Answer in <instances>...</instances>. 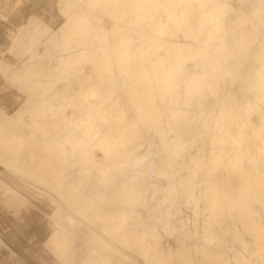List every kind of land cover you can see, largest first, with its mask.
Segmentation results:
<instances>
[{
    "label": "rangeland",
    "instance_id": "1",
    "mask_svg": "<svg viewBox=\"0 0 264 264\" xmlns=\"http://www.w3.org/2000/svg\"><path fill=\"white\" fill-rule=\"evenodd\" d=\"M106 1H108V4ZM119 1L123 2L122 0H117V1L116 0H101V2H99L98 0H27L28 4L31 3L35 7L34 8L35 13H34L32 19H30V21H29L30 26H29V24L26 25V27L23 28L22 31H21V29L19 31H16V30L11 31L12 32L11 35L21 36V37H22V35H23V37L25 35V37H26L25 40L27 41V43L28 42L31 43L32 40L34 43H31V44L28 43L26 45V47L28 49L25 48L26 50L23 49L19 53L20 55H24V58L19 62V64L21 66H27L28 69L26 70V73L21 75V76H18V77L13 76L11 78V80L8 79L4 82H7V83L13 82L14 79H18L20 77L22 82L23 81L26 82L25 84L29 85L31 90H32L31 91L30 88L27 86L28 88H27L26 93H24L25 96L23 98H27L28 100H31L32 104H34V105L37 104L36 102H39V100L41 101L42 99H45L46 107L53 109V110H55L57 108H62L66 112L65 113L66 117H60V118H56V119L52 120V121H55L56 122L55 124H57L59 127V133L55 134V139L56 140L59 139L58 138L59 134L62 136L68 134L67 136H70L71 138H73V141H75L73 144L67 145L63 149L55 148V144L51 143L52 147H49V149L52 148L51 150L56 151L57 154L45 156V158L47 159V162L49 160H51V162H52L51 165H53V166L56 165L59 170L61 169V167H63L62 165H64V167L68 171L69 174H68V176L66 175V178H63L64 179L63 181L66 182L69 179L66 183H67V186L68 185H70V186H68L67 188H66V186L64 188H62L61 192H66L67 196L68 197L70 196V198H71V199L70 198L67 199L68 212H74V213L78 212V214L80 215V213H81L80 216L83 217L82 222H83L84 226L82 229H80L78 226H74V223H75L74 221L71 222V221L67 220V222L70 223L69 225H71L72 228H74L73 233H75L74 235H76V237H77V240H76L75 237L73 236L75 241L72 240L74 242L71 241L69 243H71V245L73 243H75V246L79 245L80 240H82L88 244L94 243V241H92V240H94V235L91 237L92 238L91 239L89 237V234L86 233V230H85L87 228L89 230H91L90 229L91 225L94 229L98 230V234L100 235L99 238L101 240L103 238L105 240V242H107L106 244L103 243L104 245H102V246L97 245L98 246V253L97 254L99 255L98 257H96L97 256L96 253L95 252L92 253L90 251V249H83L82 251L78 249V251L76 250L73 252H69V251L62 250V248L68 249V247H65V246L61 247V248H59V250L61 249L60 252L62 254H60V252H59L58 255L63 260L62 263L63 264H77V263L78 264L79 263L80 264H92V263H94L93 261L95 260V264H97V263H99V264H104V263L105 264H108V263L109 264H121V262L124 264H186V263H188V264H224L223 262H225L226 264L228 262H229V264H234V263L236 264V262L233 260V256L239 252L240 254H243V256H246L248 258L247 264H251L252 262H253L252 264H254V263L255 264H263V262H264V253H263L264 252V246L261 250V247H262L261 245H264V242L262 241V240H264V238H263L264 234H263V232H260L259 228L262 227L264 230V227H263V225H264V222H263L264 221V205H263L264 199H257L258 202H256V199L254 197H252L253 200H255L254 202H256V203L253 202L252 198L246 199L247 203L245 202V205L248 207H245L244 201H241L239 199L238 200L233 199V195L235 193H237V194L240 193V190H238V187H239L238 185H240L241 181H240L239 170H237L236 168L234 169L231 166V164H229L228 159H229L230 151L223 152L222 153L223 155L219 156L222 159L224 157V160L226 159L225 163H222L217 168L214 167L215 169H213L212 167H208L210 164L209 160L212 161L213 158L218 156L217 152L215 150H212L210 141H208L209 138H203L204 141L202 142L201 140H194L192 138V134L190 132H187V133L185 132L184 134L183 133L180 134L178 131L173 130L175 123L169 115L168 116L165 115L163 117L164 112L161 111L162 110L161 106H159V108H157V111L159 112V114L161 113V115H162V121L159 123V131L155 132L152 130V128H148L149 125L143 123L144 127H146V126L147 127L144 128L145 132H143L139 138H136L133 141H130V143L127 140L126 142H128V143H124V144L120 145L118 148L116 147L115 150L113 148H110V146L103 149L100 146V144L98 143L99 142L98 136L100 135V133H103L104 130L106 131V127H108L109 130H111V128L114 129L115 125L118 123L120 124L122 121H123L121 123L122 125L129 123L130 117L133 115V112H134V110L131 109L132 107H130L133 104V100H131V99L134 96L137 95L136 97L138 99L137 107L135 108L137 110L139 108L138 106L145 105V107H146V105L149 106L150 104L151 105L155 104V99H152V97H151V98H148L146 100L145 96L143 95V94H145L144 92L140 91L139 93L138 92L135 93L134 91L131 90V88L132 87L134 88V86H136L137 89H140V88L146 87V86L148 87L149 85L145 84V80L146 81L149 79L151 80L152 78H153L152 80H154V79H156V76L157 77L160 76L159 73H158L159 75H157V74L154 75V73H155L154 68L145 69L144 67H141L143 62L144 63L145 62H151L152 63V60L150 59V57L146 56L147 52H148V45H150L149 42H146L142 46V49H140L139 53H137V55L135 54L136 56H132L129 53V51H127L126 46L123 47L122 49H118V50L116 49L118 47L119 41L121 39V37H119V36H121V35L127 36V38L130 41L133 40L132 42H134L135 40H138L137 31H139L141 28L139 29L138 26H136L135 24L128 23V21L125 20L123 23L120 22L121 23V27H120L121 32H119L118 34L116 33L113 36L114 38L111 40H109V38H107L108 37V35H107L108 30L114 31L111 21L115 20V19L113 17L110 18V15H108L106 13H107V11L109 12L110 8L115 7L118 3H121ZM143 1L147 5L146 9H147L148 13L150 14V16L152 17L155 15L154 18L157 19V22L162 21L161 23L163 25H166V23L168 22V19H169L168 18V16H169L168 12H165L164 9L161 8L160 5H157L158 6L157 7L156 4H154L153 0H143ZM250 1L255 2L256 0H250ZM81 2H83V3H81ZM228 2L233 6V8H236V9L241 8L242 10H244L246 12L249 11L250 7L252 6V3H250V4L245 3L246 6H244L239 2V0H229ZM21 4H22V0H0V13H2L1 11H3V9H10V10L16 9ZM74 4L76 6L77 5L78 6L76 7ZM102 4H103V6H102ZM77 8H79V9H77ZM100 10H101V12H100ZM115 13H116V11H115ZM79 15H80V17H79ZM67 16H68V18H67ZM127 18L130 19L129 16ZM37 20H38V22H34ZM92 21H94V22H92ZM96 21H97V23H95ZM187 21L189 23H191V16H189ZM34 23H36V24H34ZM169 23H171V27L175 30L176 26H174L173 24H175L177 22H172L169 20ZM43 26L44 27L47 26V27L44 28ZM59 27H60V29H59ZM90 27H91V29H90ZM100 27L101 28L103 27V28L101 29ZM105 28L107 30H104ZM25 30H27V31H25ZM41 30H42V32H41ZM48 30H49V32H47ZM56 30H57V32H56ZM100 30H102V31H100ZM33 31H34V33H33ZM35 31H36V35H35ZM60 31H61V33H60ZM104 31H105V33H104ZM37 32H39V33L37 34ZM94 32H95V34H94ZM41 33H43L45 36ZM120 33H122V34H120ZM146 33L148 35L149 34L152 35L153 38L158 36L157 34L154 33V31L152 29H149V31H147ZM166 33L160 35V37L163 40H166L169 42L175 41V42H181V43L184 41L183 36H174L173 37L170 35V33H168V32H166ZM26 34L28 36H26ZM32 34H33V37H35V39L31 36ZM77 34H79V35H77ZM29 35L31 36L32 40H31ZM103 35L104 36L106 35V36L104 37ZM128 35H130V36H128ZM99 38H101V39H99ZM104 38L106 39L105 42H103ZM96 39H98V40H96ZM117 39H118V41H117ZM100 40H101V43H100ZM114 40H115V42H112ZM84 41H86V42H84ZM96 41H99V44ZM112 43H114L115 46ZM137 43H138V41H135L133 43V44H135L134 47L132 46L133 50L138 49ZM68 45H70V46H68ZM101 45H103L102 48H101ZM139 45H140V43H139ZM16 46H20V45L16 44ZM143 48H144V50H143ZM114 49H116V50H114ZM63 50H64V52H62ZM25 51H27V52H25ZM76 51L78 54L75 53ZM89 52H91V53H89ZM63 53H65V54H63ZM47 54H49V55H47ZM85 54H87V55H85ZM155 54L156 55H162V51L157 50ZM78 56H81V57H78ZM84 56H86V57H84ZM87 56H88V58H87ZM104 56H106V57H104ZM94 57H95V59H93ZM48 59H50L51 61ZM74 59L76 61L81 60L84 64L82 62H80L78 64L79 66L82 64L80 66V68L78 67V65L75 68H74V66L68 65V64H70V62H74ZM114 59L117 61L118 66H119L117 69L113 66V63L116 62V61H113ZM41 60H43V63ZM46 60H48V61L46 62ZM38 61H41V62L39 63ZM55 61H57V62L55 63ZM85 61L87 64H85ZM186 61H187L186 62L187 65L190 64V62H191V60H188V59ZM16 62H17L16 60L14 62H12L10 67H12V66L14 67V65L16 66ZM95 62L96 63L98 62V63L96 64ZM104 62H105V64H104ZM90 63L92 64V66ZM40 64H42V65H40ZM126 64L130 65L129 69L120 67L122 65L125 66ZM138 64H140L141 66L138 67L137 66ZM83 66H85V67H83ZM90 66L93 67L92 68L93 70L91 69ZM72 68H73V71L75 70L74 71L75 73L72 71ZM140 69H141V71H140ZM143 69H145V70H143ZM81 70L82 71L85 70V72L87 74L85 72H81ZM95 70H97V71H95ZM117 70L119 73L116 72ZM148 70H150V71H148ZM54 71H55V73H54ZM70 71L72 72V74ZM88 71H90V72H88ZM120 71L123 73V75H122V73H120ZM42 73H44V74H42ZM139 73H141L142 75H140ZM29 75L32 78V80L29 77ZM86 75H87V78H86ZM100 75H103V78H106V80H107L106 83H103L104 81H106L105 79H104V81H103V78H101L102 80H100V78H99ZM80 76L82 77V80H81ZM97 76H98V78H97ZM94 77H95V80H94ZM110 77H112V78H110ZM120 77L124 78L123 80H125V81H123ZM27 78L30 79L31 81L28 80ZM58 78H59V80H58ZM113 78H115V79H113ZM119 78L122 80V83H124V84L121 83L122 86L119 83ZM134 78H138L140 80V82L139 83L130 82V81H135ZM75 79H77V80H75ZM82 82H84V83H82ZM67 83H69V84H67ZM107 83H108V85H107ZM98 84H100L99 88H101V89H103V88L106 89V87H107V89H106L107 92L103 89L102 90L103 93L101 91V93H102L101 96L106 95V96L119 97L118 99H116L117 101L116 100L114 101V103L118 104V106H116V107L109 106V108L107 107L105 109V111H107V113H108V117H106L105 120L102 119L104 121H100L101 119L97 113H94V115L91 113L92 115L90 114L88 117H86L88 119H86L84 115H85L86 109L89 108V106H90L88 104H90V101H92V103H94V101L93 100H86V102H85V100H81V98H79L82 96H83V98L89 97L90 93H89V90L87 87L91 88V90H92L91 94L92 95H98V92H99L98 87H97ZM239 84H240V82L238 80H236V81H233L230 85H227L226 88L228 90L229 89L236 90V89H238ZM94 85H96V86H94ZM111 85H113V86H111ZM114 85H116V86H114ZM119 86H121V87H119ZM115 87H117V88L119 87V88L118 89L116 88L117 89L116 90ZM120 88H122V89H120ZM43 89L46 90V92H45L46 94L44 93ZM76 89H77V91H76ZM73 92L74 93L79 92V93L74 94ZM109 92H110V94H108ZM123 92H125V93L123 94ZM64 93H65V95H64ZM80 93L82 94V96L80 95ZM59 94H62V97H59L58 96ZM71 94H74L76 96L70 98V100L67 101V97L70 96ZM126 97L130 98V100H128V98H126ZM97 99L98 98L95 99V103H96ZM100 100H102V99H100ZM149 100L152 102H150ZM97 101L99 102V99ZM129 101H130V103H129ZM131 101H132V104H131ZM110 102L113 103V100ZM110 102H109V104H110ZM125 103H129V104H127L128 106ZM80 107L83 109H81ZM94 107H97V106H94ZM120 107L123 109H120ZM33 108L31 106V109H33ZM31 109L25 108V111L27 110V112H28V110H31ZM84 109H85V111H84ZM206 109H208V108H206ZM82 110H83V112H82ZM138 111H141V110H138ZM110 112L112 115L110 114ZM24 114H26V113H24ZM27 114L30 115L29 112ZM74 114H76V115H74ZM82 114H83V117H82ZM115 114H117V115H115ZM20 115H21V113H20ZM95 115H96V117H95ZM73 116L75 119L73 118ZM68 117H69V119H68ZM78 117H80V119H78ZM124 117H126V118L124 119ZM70 118L71 119L73 118L74 121H73V119H72V121H70ZM76 118H77V120H76ZM97 118H99V119L97 120ZM112 118H113V120H112ZM120 118H122L123 120ZM35 119H37V118H35ZM252 119H253V121L257 122V120L259 118L257 116H253ZM85 120H86V122H85ZM48 121H51V120L49 119ZM77 122H78V124H77ZM103 122L104 123L106 122V123L104 124ZM48 123H50V122H48ZM111 123H112L113 127H112ZM81 124L84 125V127L81 126ZM85 125H87V127L89 129ZM118 126L119 125H116L117 128H118ZM76 128H79V129L76 130ZM84 128L86 129V131H83V130H85ZM90 128H92V129H90ZM164 128H165V130H163ZM171 128L173 131L171 130ZM234 128H236V127H234ZM234 128H232V130H231L233 134H235ZM3 129H5V127ZM63 130H65L69 133L65 134L63 132ZM72 131L73 132L76 131L77 134L74 132V136H73ZM95 131H96V133H95ZM83 132H85L84 134L87 133L86 136L83 134ZM154 132L156 133V135L154 134ZM71 133H72V135H69ZM79 133L81 135H79ZM114 133H116V132H114ZM114 133H112V130H111V134H114ZM90 134H91V136H90ZM92 135H94V136H92ZM43 136L45 138H48L51 135L49 132L44 131ZM87 136H89L91 138L85 139V137L87 138ZM83 137H84V139H83ZM96 138H97V140H96ZM166 138H167V140H166ZM121 142L122 141H120V143ZM180 143H182V146L181 147L178 146L179 149H177L175 146L180 144ZM183 145L185 147H183ZM68 146H70V147L68 148ZM97 146H99V147H97ZM167 146H168V148H167ZM94 147H96L97 150ZM111 147H113L112 144H111ZM201 147L203 148V150H201L202 149ZM184 148H185V150H184ZM74 149H76V150H74ZM67 150L69 152L66 154L65 151H67ZM208 150L210 152H212L213 154H211ZM215 153L217 155H215ZM227 153H228V155H226ZM208 154H211V155H208ZM109 155H110V161H112L111 156L113 155V157L116 158V159H114V161L115 160L120 161L121 165L124 167L123 174L119 175L117 177V179L114 180L113 184H116V185L123 184V182H127L128 179L133 180V181H136L137 179L138 180L141 179L136 183V185H137L136 188L142 189L141 194H140V199H138L139 200L138 203H136L133 206V210L131 212L132 213L131 217L128 220L126 218L127 223L130 222V226L126 223V221L124 219L122 222L123 223L122 226L124 225V223L128 226L124 225L123 228L120 227V225H121L120 220L121 219H116L117 221H115V219H111L112 217L107 216L108 217L107 218L106 216H99V215H97L98 214L97 211L92 212V211H90L89 207L83 208V206H82V204L88 205V203H90L89 201H84V203H83V199H81V196H84V194L90 195V190L94 189V184H95L94 181L95 180H93V179L90 180L92 182L91 187H90V185L87 187L82 186L81 182H83V181H82L81 175L90 174L91 173L90 168L92 170L93 169L97 170V167L95 168V166H94L95 163H98V164L108 163V164H110V161H108L109 159L104 160V158L108 157ZM51 156H52V159H51ZM118 157H119V159H118ZM55 158H57V159H55ZM59 159H61V160H59ZM128 159H129V161H128ZM68 160H69V162H68ZM102 160H104V161H102ZM136 160L137 161L140 160V161L136 162ZM206 161H208L209 164H207ZM159 166L163 167L162 171H160L158 169ZM197 168L199 170L198 173L196 172V171H198ZM208 168H210L211 170H209ZM212 169H213V171H212ZM81 170L82 171L85 170V171L82 172ZM195 173L197 174V178H196ZM199 173H200V175H199ZM219 175H221V176H219ZM185 176L187 178H185ZM206 176H207V178H206ZM189 177L191 180H189ZM176 179H178L179 183L177 182ZM211 180L212 181L216 180V182H214V184L215 183L218 184L219 192H225L226 194H228L231 197L230 201H229V199L226 200V199H221V198L220 199H210V195H212L211 186L213 184V182ZM174 182H175V184H174ZM176 182L178 183V185ZM182 182H184V183H182ZM186 182L188 183V185H186L187 184ZM191 182L195 185H193ZM83 184H84V182H83ZM176 185L178 188L175 187ZM142 186L144 188H142ZM145 188H148V190ZM193 189H195L194 192H193ZM221 189H222V191H221ZM175 190H176V193H175ZM180 190L183 191V193ZM191 190H192V192H191ZM73 192H74V194H73ZM160 192H161V194H160ZM164 192H166V193H164ZM154 193H155V195H154ZM191 193H192V195H190ZM152 194L154 197H152ZM54 195L58 196L57 194H54ZM166 197H167V199H166ZM164 199H166L167 201ZM213 200L217 201L218 206H219V211H220L219 213L216 214V216L212 215L211 211H210V205L213 202ZM260 200H263V202H261ZM162 201L164 202V204ZM172 201L174 202V204ZM177 201L179 202V204ZM189 201H191V202H189ZM236 201H237V203H235ZM248 201H251V202L248 203ZM165 202L168 203V204H166L167 206L165 205ZM182 202H185V203L182 204ZM226 202H228V203H226ZM75 203H76V205H75ZM79 203L81 205L80 207L77 206ZM241 203L243 205H241ZM251 203H252V205H251ZM168 205H170L171 207ZM249 205H250V207H249ZM243 206L249 213H246V210L242 208ZM252 208H253V210L255 209L253 212H252ZM237 210L240 213L242 211V213H244L243 214L244 216H246V217L249 216L248 220L246 217H243L242 214L238 213ZM257 210H258V212H257ZM207 211H209V212H207ZM229 211H230V213H229ZM243 211H245V212H243ZM175 212L177 214H175ZM250 212L256 214V215L254 214L255 218L253 217V214ZM87 213H89V214H87ZM257 213L259 214V216ZM210 215H212L213 218ZM97 216H99L101 219L97 218ZM139 216H141V217H139ZM205 216H207V217H205ZM214 216H215V218H214ZM237 216H240V218ZM257 216L259 218H257ZM91 217H93L95 219H93V218L90 219ZM230 218H232V219H230ZM242 218L246 219V220H243ZM251 218H253L255 222L251 221V220H253ZM180 219H182V220H180ZM235 219L236 220L238 219V220L234 221ZM100 220H101V222H100ZM105 220L109 224L104 223V222H106ZM212 220H213V222H212ZM240 220H242V223ZM86 221L87 222L89 221V222L87 223ZM233 221L235 223H233ZM250 221L253 224L252 226H250L251 225ZM218 222H219V224H217ZM243 222H245V224ZM89 223H92V224H89ZM99 223H100V225H98ZM115 223H116V227H114ZM209 223L212 226L209 225ZM214 223H215V226H214ZM105 224H106V226H105ZM107 225H108V227H107ZM216 225H219V226H216ZM227 225H229V228L227 227ZM144 226H146V227H144ZM128 227L130 229L133 228V231H139V230H146L147 231L146 234H144V241H142V244L135 242L134 240L131 241V238L128 239V237L126 236V230ZM251 227H253V228L251 229ZM121 228L123 229L125 236L122 232H120V231H122ZM180 228H181V230H180ZM249 229H250V231H249ZM255 229H256V231H255ZM80 230H82V232ZM110 231H115L114 235H112L113 233L111 234ZM118 232H119V234H118ZM153 232H154V234H152ZM257 233H259V234L257 235ZM122 234H123V236H122ZM254 234H256V236ZM121 236L125 237V238H122ZM260 237L263 239L261 240ZM89 239H90V241H89ZM197 239H199V240L197 241ZM257 239H258V241H257ZM123 240L125 242L128 240L129 243H128V241L126 243H124ZM259 240L263 244L261 242H259ZM195 241H197V242L195 243ZM255 242L259 245L260 248L258 247V245H256ZM95 243H97V242H95ZM122 244H124V245H122ZM138 244H140V245L138 246ZM245 244H246V246H245ZM248 244H250V248L248 247L249 246ZM83 245H86V244L83 243ZM93 246H94V244H93ZM97 246H95V247L97 248ZM168 246H170V247L168 248ZM202 247L206 248V250L209 251V253L211 255L209 260L205 261L201 257L197 258L194 255L195 250L198 248L201 249ZM245 247H248V249H246ZM253 248H254V250H252ZM256 248H257V251H256ZM247 250H249L250 252H248ZM93 251H94V249H93ZM79 252L80 253L82 252V253L80 254ZM168 252L172 254L171 259H169L171 261L165 263V262H163L164 260H162L161 258H162V256H164V253L168 254ZM243 252H245V253H243ZM253 252H255V253L257 252V254H255ZM63 253L65 256H62ZM78 253L81 256H82V254H85V255L83 257H80L78 255ZM250 253L251 254L253 253V255H251ZM260 253H262L261 256L263 255L262 257L260 256L261 259L259 256H257L258 254L260 255ZM93 254L96 255V256L94 255L96 257V259L93 256ZM119 254H120V256H119ZM185 255H187V257L185 259H183V256H185ZM106 256H108V257H106ZM251 256H252V258H249ZM254 256H256V259ZM86 257H88V258L86 259ZM212 257H215V258H213L214 260L211 259ZM80 258H84V259H80ZM90 258L91 259L94 258V259L91 260ZM186 259H187V261H186ZM230 259H232V261ZM85 260H86V262H85ZM258 262H260V263H258Z\"/></svg>",
    "mask_w": 264,
    "mask_h": 264
},
{
    "label": "bare ground",
    "instance_id": "2",
    "mask_svg": "<svg viewBox=\"0 0 264 264\" xmlns=\"http://www.w3.org/2000/svg\"><path fill=\"white\" fill-rule=\"evenodd\" d=\"M99 2H101V0H98ZM117 1V0H116ZM123 2L118 3L115 7L110 8L109 12L107 11L106 14L110 15V18H114L115 20H112V27L114 31H109L107 32V35L109 38V40L113 39L114 35L119 32H121V23L120 22H124L125 20L128 21V23H133L136 26H138V28L140 29L139 31H137V38L138 41L137 43V50H133L132 46L134 47L135 44H133L134 42L130 41L127 36H119L121 37L118 47L116 48L118 49H122L123 47L126 46L127 51H129V53L132 56H136L137 53H139L140 49H142V46L146 43L149 42L150 45H148V52H147V57H150V59L152 60L151 62H143L142 66L140 64H138L137 66H141L144 67L145 69L148 68H154L155 73L154 75H159V77L156 76V79L154 80H145V84L149 85L148 87H142L140 89H137L136 86H134V88L132 87L131 90L136 92H144L145 94H143L146 98V100L148 98L155 99V104L154 105H141L138 106V111L137 109H135L137 107V95L134 96L131 100H133V104L131 101V109L134 110L133 115L130 117L129 123L127 124H116L119 125L118 128L114 127V129H112V133L111 134V130H109L108 127H106V131L104 130V132L106 133H100V135L98 136L99 139V144L100 146L104 149L106 147L113 148L115 150V148L119 147L120 145L124 144V143H128L126 142L127 140L129 141H133L136 138H139L141 136V134L143 132H145L146 127H144V124L149 125L148 128H152L153 131L157 132L159 131V123L162 121V115L161 113L159 114V112L157 111V108H159V106L162 107V110L164 112L163 117L166 116H170L172 118V120L174 121L175 125L173 127V130L178 131L180 134H184L185 132H190L192 134V138L194 140H201L202 142L204 141L203 138H209L208 141H210L212 150H215L218 154L217 157L213 158L212 161L209 160L207 164H209L208 167H212L213 169L217 168L219 165H221L222 163H225L226 159L224 160L219 156L223 155V152H227L230 151L229 154V164H231V166L237 170H239L240 173V185H238V190H240V193H235L233 195V199H239L241 201H244V205L246 202V199H250L252 197H254L256 199H264V0H256L255 2H251L250 0H239V2L246 6L245 3H252V6L250 7L249 11H244L241 8L236 9L233 8V6L228 2L229 0H153L154 4L160 5L161 8L164 9L165 12H168V22L166 23V25H163L160 21L157 22V19L154 18L155 17V13L153 14L154 16H150V14L147 11V5L143 0H122ZM108 4V1H106ZM83 3V2H81ZM152 3V2H151ZM99 4V3H98ZM75 5V4H74ZM85 5V4H84ZM101 5V4H100ZM110 5V4H109ZM76 6V5H75ZM78 6V5H77ZM76 6V7H77ZM88 6V5H87ZM103 6V4H102ZM155 6V5H154ZM73 7V6H72ZM158 7V6H157ZM67 8V7H66ZM75 8V7H74ZM70 9V8H69ZM76 9V8H75ZM74 9V10H75ZM79 9V8H77ZM101 9V8H100ZM159 9V8H158ZM86 10V9H85ZM64 11V10H63ZM116 11V13H115ZM69 12V11H68ZM73 12V11H72ZM79 12V11H78ZM101 12V10H100ZM104 12V11H103ZM102 12V13H103ZM82 13V12H81ZM101 13V14H102ZM66 16V15H65ZM74 16V15H73ZM130 17L127 18V17ZM189 16H191V23H189L187 20L189 18ZM80 17V15H79ZM107 17V16H106ZM105 17V18H106ZM109 17V16H108ZM68 18V16H67ZM89 18V17H88ZM167 18V17H166ZM109 19V18H108ZM70 20V19H69ZM96 20V19H95ZM111 20V19H110ZM169 20L172 22H177L175 24H173L174 26H176V29L174 30L171 27V23H169ZM98 21V20H97ZM97 21L95 23H97ZM34 22H38L34 21ZM67 22V21H66ZM94 22V21H92ZM29 24V23H28ZM36 24V23H34ZM33 24V25H34ZM101 24V23H100ZM170 24V25H169ZM43 25V24H42ZM96 25V24H95ZM30 26V24H29ZM61 26V25H60ZM24 27V26H23ZM38 27V26H37ZM44 27V26H43ZM47 27V26H45ZM44 27V28H45ZM110 27V26H109ZM30 28V27H29ZM62 28V27H61ZM101 28V27H100ZM103 28V27H102ZM101 28V29H102ZM27 29V28H26ZM60 29V27H59ZM91 29V27H90ZM93 29V28H92ZM125 29V28H124ZM149 29H152L154 31L155 34H157L158 36L153 38L152 35H148L146 32L149 31ZM28 30V29H27ZM25 30V31H27ZM39 30V29H38ZM45 30V29H44ZM78 30V29H77ZM104 30H107L106 28ZM126 30V29H125ZM124 30V31H125ZM22 31V30H21ZM37 31V30H36ZM36 31H35V35H36ZM76 31V30H75ZM102 31V30H100ZM99 31V32H100ZM42 32V30H41ZM46 32V31H45ZM49 32V30L47 31ZM57 32V30H56ZM64 32V31H63ZM170 33L171 36H183L184 37V41L181 42H169L166 40H163L160 35L164 34V33ZM19 33V32H18ZM21 33V32H20ZM34 33V31H33ZM39 32H37L38 34ZM61 33V31H60ZM103 33V32H102ZM101 33V34H102ZM105 33V31H104ZM22 34V33H21ZM43 34V33H41ZM90 34V33H89ZM95 34V32H94ZM122 34V33H120ZM167 34V33H166ZM44 35V34H43ZM79 35V34H77ZM23 36V35H22ZM26 36H28L26 34ZM30 36V35H29ZM33 37V34L31 35ZM30 36V38H31ZM45 36V35H44ZM94 36V35H93ZM100 36V35H99ZM104 36V35H103ZM106 36V35H105ZM104 36V37H105ZM130 36V35H128ZM25 37V35H24ZM53 37V36H52ZM126 37V38H125ZM152 37V38H151ZM23 38V37H22ZM26 38V37H25ZM24 38V39H25ZM35 39V37H33ZM71 38V37H70ZM86 38V37H85ZM84 38V39H85ZM102 38V37H101ZM99 38V39H101ZM29 39V38H28ZM32 40V38H31ZM78 40V39H77ZM98 40V39H96ZM105 38L104 41L105 42ZM177 40V39H176ZM183 40V39H182ZM48 41V40H47ZM61 41V40H60ZM108 41V40H107ZM118 41V39H117ZM86 42V41H84ZM99 44V41H96ZM95 42V43H96ZM102 42V43H103ZM111 42V41H110ZM112 42H115L112 41ZM29 44L34 43L33 40L32 42H28ZM27 43V44H28ZM55 43V42H54ZM101 43V40H100ZM140 43V45H139ZM79 44V43H78ZM114 44V43H112ZM111 44V45H112ZM22 45H26L23 44ZM64 45V44H63ZM81 45V44H80ZM107 45V44H106ZM29 46V45H28ZM51 46V45H50ZM61 46V45H60ZM70 46V45H68ZM74 46V45H73ZM87 46V45H86ZM96 46V45H95ZM103 45H101L102 48ZM115 46V44H114ZM22 47V46H21ZM24 47V46H23ZM54 47V46H53ZM82 47V46H81ZM90 47V46H89ZM110 47V46H109ZM25 48V47H24ZM27 48V47H26ZM57 48V47H56ZM73 48V47H72ZM84 48V47H83ZM92 48V47H91ZM98 48V47H97ZM115 48V47H114ZM28 49V48H27ZM54 49V48H53ZM66 49V48H65ZM70 49V48H69ZM90 49V48H89ZM105 49V48H104ZM112 49V48H111ZM114 49V50H116ZM26 50V49H25ZM51 50V49H50ZM71 50V49H70ZM79 50V49H78ZM103 50V49H102ZM113 50V49H112ZM111 50V51H112ZM144 50V48H143ZM162 51V55H156V51ZM29 51V50H28ZM82 51V50H81ZM86 51V50H85ZM84 51V52H85ZM94 51V50H93ZM106 51V50H105ZM104 51V52H105ZM27 52V51H25ZM46 52V51H45ZM64 52V50L62 51ZM114 52V51H113ZM68 53V52H67ZM77 53V51L75 52ZM91 53V52H89ZM159 53V52H158ZM25 54V53H24ZM65 54V53H63ZM78 54V53H77ZM102 54V53H101ZM115 54V53H114ZM136 54V55H135ZM49 55V54H47ZM76 55V54H75ZM87 55V54H85ZM93 55V54H92ZM96 55V54H95ZM106 55V54H105ZM61 56V55H60ZM82 56V55H81ZM78 56V57H81ZM59 57V56H58ZM76 57V56H75ZM86 57V56H84ZM106 57V56H104ZM138 57V56H137ZM88 58V56H87ZM86 58V59H87ZM91 58V57H90ZM78 59V58H77ZM81 59V58H80ZM92 59V58H91ZM95 59V57L93 58ZM100 59V58H99ZM105 59V58H104ZM116 59V58H115ZM113 61H116V60ZM144 59V58H143ZM191 60L190 64L187 65V61L186 60ZM50 60V59H48ZM46 60V62L48 61ZM101 60V59H100ZM149 60V59H148ZM43 63V60H41ZM41 61H38L39 63ZM51 61V60H50ZM87 61V60H86ZM85 61V64H87ZM95 61V60H94ZM37 62V63H38ZM57 61H55L56 63ZM75 62V63H74ZM74 62H70V66H74V68L80 63L82 62L81 60H75ZM88 62V61H87ZM36 63V62H35ZM83 63V62H82ZM96 63V62H95ZM98 63V62H97ZM96 63V64H97ZM103 63V62H102ZM73 64V65H72ZM84 64V63H83ZM89 64V63H88ZM91 64V63H90ZM94 64V63H93ZM95 64V65H96ZM105 64V62H104ZM103 64V65H104ZM39 65V64H38ZM42 65V64H40ZM82 65V64H81ZM80 65V66H81ZM100 65V64H99ZM54 66V65H53ZM69 66V67H70ZM80 66L78 65V67L80 68ZM92 66V64H91ZM90 66V67H91ZM97 66V65H96ZM101 66V65H100ZM99 66V67H100ZM113 66L117 69L118 63L117 61L115 63H113ZM135 66V65H134ZM55 67V66H54ZM85 67V66H83ZM89 67V68H90ZM102 67V66H101ZM100 67V68H101ZM121 68H126L129 69L130 65L126 64L125 66L122 65L120 66ZM56 68V67H55ZM93 67H91L92 69ZM99 68V69H100ZM21 69V68H20ZM19 69V70H20ZM26 69V68H25ZM53 69V68H52ZM83 69V68H82ZM114 69V68H113ZM143 69V70H145ZM54 70V69H53ZM52 70V71H53ZM80 70V69H79ZM93 70V69H92ZM157 70V71H156ZM21 71V70H20ZM73 71V68H72ZM75 71V70H74ZM73 71V72H74ZM97 71V70H95ZM122 71V70H121ZM120 71V73H122ZM141 71V69H140ZM150 71V70H148ZM23 72V71H21ZM71 72V71H70ZM69 72V73H70ZM77 72V71H76ZM81 72H85L81 70ZM90 72V71H88ZM94 72V71H93ZM110 72V71H109ZM112 72V71H111ZM114 72V71H113ZM118 72V70L116 71ZM128 72V71H127ZM20 73V72H19ZM31 73V72H30ZM55 73V71H54ZM75 73V72H74ZM86 73V72H85ZM92 73V72H91ZM119 73V72H118ZM159 73V74H158ZM32 74V73H31ZM72 74V72H71ZM77 74V73H76ZM75 74V75H76ZM83 74V73H82ZM87 74V73H86ZM89 74V73H88ZM97 74V73H96ZM101 74V73H100ZM140 75H142L141 73H139ZM50 75V74H49ZM48 75V76H49ZM62 75V74H61ZM74 75V74H73ZM110 75V74H109ZM123 75V73H122ZM150 75V74H149ZM21 76V75H20ZM33 76V75H32ZM65 76V75H64ZM68 76V75H67ZM96 76V75H95ZM119 76V75H118ZM144 76V75H143ZM142 76V77H143ZM30 77V75H29ZM34 77V76H33ZM36 77V76H35ZM57 77V76H56ZM77 77V76H76ZM81 77V76H80ZM89 77V76H88ZM91 77V76H90ZM122 77V76H121ZM120 77V78H121ZM124 77V76H123ZM146 77V76H145ZM20 78V77H19ZM31 78V77H30ZM68 78V77H67ZM66 78V79H67ZM87 78V75H86ZM85 78V79H86ZM98 78V76H97ZM100 80H102L101 78H103V75L99 76ZM108 78V77H107ZM112 78V77H110ZM119 78V83H122V80L124 78ZM28 79V78H27ZM53 79V78H52ZM55 79V78H54ZM65 79V80H66ZM90 79V78H89ZM106 80V78H103ZM115 79V78H113ZM144 79V78H143ZM30 80V79H28ZM32 80V78H31ZM30 80V81H31ZM59 80V78H58ZM74 80V79H73ZM77 80V79H75ZM80 80V79H79ZM82 80V77H81ZM95 80V77H94ZM111 80V79H110ZM109 80V81H110ZM135 81H130L133 83H139L140 80L138 78H134ZM137 80V81H136ZM238 80L240 82L238 89L236 90H231V89H227V85H230L233 81ZM63 81V80H62ZM98 81V80H97ZM125 81V80H123ZM22 82V81H21ZM61 82V81H60ZM106 81H104L103 83H106ZM113 82V81H112ZM26 83V82H23ZM22 83V84H23ZM84 83V82H82ZM87 83V82H86ZM102 83V84H103ZM118 83V82H117ZM116 83V84H117ZM128 83V82H127ZM14 84V83H12ZM60 84V83H59ZM69 84V83H67ZM79 84V83H78ZM101 84V83H100ZM97 85L98 87V95H92L91 94V88L87 87L89 90V97L87 98H83L82 94L80 93V95L82 97L81 100H93L94 103H92V101H90V105L89 108L86 109L85 112V118L88 117L91 113L94 115V113H97L98 116L100 117V121H104L106 117H108V113L107 111H105V109L109 106H118V104L114 103V101L116 99H118L119 97L116 96H106V95H102L103 93V89L106 91L105 88L101 89L99 88V85ZM113 84V83H112ZM124 84V83H122ZM121 84V86H122ZM90 85V84H89ZM104 85V84H103ZM102 85V86H103ZM108 85V83H107ZM126 85V84H125ZM18 86V84H17ZM25 86V85H24ZM29 87V85H26V87ZM63 86V85H62ZM65 86V85H64ZM96 86V85H94ZM113 86V85H111ZM116 86V85H114ZM119 86V87H121ZM133 86V85H132ZM15 87V86H14ZM23 86H21L22 88ZM27 87V88H28ZM118 87V88H119ZM33 88V87H32ZM64 88V87H63ZM93 88V87H92ZM117 87H115L116 89ZM117 88V89H118ZM46 89V88H45ZM43 89L44 93L46 92V90ZM51 89V88H50ZM114 89V88H113ZM116 89V90H117ZM122 89V88H120ZM31 90V88H30ZM68 90V89H67ZM71 90V89H70ZM79 90V89H78ZM95 90V89H94ZM25 91H27L25 89ZM32 91V90H31ZM74 91V90H73ZM77 91V89H76ZM84 91V90H83ZM102 91V93H101ZM49 92V91H48ZM107 92V91H106ZM113 92V91H112ZM127 92V91H126ZM63 93V92H62ZM69 93V92H68ZM71 93V92H70ZM74 93V92H73ZM79 92H75L74 94H78ZM95 93V92H94ZM125 92H123L124 94ZM131 93V92H130ZM46 94V93H45ZM74 94H71L70 96H66L67 97V101L70 100V98L76 96ZM96 94V93H95ZM105 94V93H104ZM110 94V92L108 93ZM132 94V93H131ZM65 95V93H64ZM69 95V94H68ZM126 95V94H125ZM59 97H62V94L58 95ZM88 96V95H87ZM127 96V95H126ZM139 96V95H138ZM78 97V96H77ZM86 97V96H85ZM98 98L99 102L96 100L95 103V99ZM123 98V97H122ZM128 98V97H126ZM65 99V98H64ZM102 99V100H100ZM113 100V103H111L110 101ZM124 100V99H123ZM128 100H130V98H128ZM151 100V99H150ZM149 100V101H150ZM117 101V100H116ZM125 101V100H124ZM127 101V100H126ZM45 99H42L41 101L39 100V102H36L37 104H35L34 108L28 110L30 116H33L34 119V123L30 125V127L32 128L34 133H40L41 136L43 137V146L44 147H52L51 143L55 144V148H60L63 149L65 146L67 145H71L73 144L75 141H73V138H71L70 136H67L69 132L63 130V132L67 135H60L59 134V139L56 140L55 139V134L59 133V127L57 124H55V121H52L56 118H60V117H66L65 116V111L62 108H57L55 110L50 109L48 107H46L45 105ZM98 102V103H97ZM110 102V104H109ZM146 102V101H145ZM144 102V103H145ZM152 102V101H150ZM83 103V102H82ZM130 103V101H129ZM129 103H125L126 105ZM83 105V104H82ZM85 105V104H84ZM26 106V105H25ZM81 106V105H80ZM97 106V107H94ZM120 106V105H119ZM124 106V105H123ZM128 106V105H127ZM29 108V106H27ZM83 107V106H82ZM113 107V108H114ZM126 107V106H125ZM148 107V108H147ZM78 108V107H77ZM81 108V107H80ZM84 108V107H83ZM81 108V109H83ZM86 108V107H85ZM208 108V109H206ZM80 109V110H81ZM119 109V108H118ZM120 109H123L120 107ZM119 109V110H120ZM108 110V109H107ZM23 111V109H22ZM27 111V110H26ZM75 111V110H74ZM79 111V110H78ZM85 111V109H84ZM109 111V110H108ZM125 111V110H124ZM83 112V110H82ZM127 112V111H126ZM162 112V113H163ZM115 113V112H114ZM84 114V113H83ZM82 114V117H83ZM91 114V115H92ZM111 114V112H110ZM119 114V113H118ZM125 114V113H124ZM123 114V115H124ZM22 115V113H21ZM76 115V114H74ZM112 115V114H111ZM117 115V114H115ZM72 116V115H71ZM81 116V115H80ZM253 116H257L259 119L257 120V122L253 121ZM81 117V118H82ZM96 117V115H95ZM110 117V116H109ZM127 117V116H126ZM124 117V119L126 118ZM74 118V116H73ZM72 118V119H73ZM117 118V117H116ZM115 118V119H116ZM119 118V117H118ZM123 118V117H122ZM120 118V119H122ZM51 121H48V120ZM69 119V117H68ZM72 119L70 118V121H72ZM75 119V118H74ZM73 119V121H74ZM78 119H80V117H78ZM88 119V118H86ZM99 118H97L98 120ZM104 119V120H102ZM58 120V119H57ZM66 120V119H65ZM77 120V118H76ZM113 120V118H112ZM117 120V119H116ZM119 120V119H118ZM123 120V119H122ZM5 121V120H4ZM38 121L44 122V123H39ZM88 121V120H87ZM99 121V122H100ZM107 121V120H106ZM50 122V123H48ZM79 122V121H78ZM77 122V124H78ZM86 122V120H85ZM98 122V123H99ZM126 122V121H125ZM124 122V123H125ZM6 123V122H5ZM70 123V122H69ZM101 123V122H100ZM104 123V122H103ZM106 123V122H105ZM104 123V124H105ZM71 124V123H70ZM80 125V124H79ZM108 125V124H107ZM106 125V126H107ZM112 125V123H111ZM8 126V125H7ZM16 127H19L20 125H14ZM81 126L84 127V125L81 124ZM87 127V125H85ZM151 126V127H150ZM164 126V125H163ZM6 128L5 124H1L0 123V129ZM9 127V126H8ZM113 127V125H112ZM236 127V128H234ZM70 128V127H69ZM88 128V127H87ZM232 128H234L235 130V134L232 133ZM11 129V128H10ZM79 128H76V130H78ZM85 129V128H84ZM89 129V128H88ZM92 129V128H90ZM96 129V128H95ZM17 130V129H16ZM97 130V129H96ZM165 130V128L163 129ZM172 130V128H171ZM172 130V131H173ZM47 131L50 133V137L45 138L43 136V132ZM83 131H86L83 130ZM114 131V132H113ZM147 131V130H146ZM21 132V130H19V133ZM62 132V133H63ZM76 133V131H74ZM74 132L73 136H74ZM78 132V131H77ZM99 132V131H98ZM154 132V134L156 135V133ZM166 132V131H165ZM171 132V131H170ZM12 133V132H11ZM69 134V135H72ZM82 133V132H81ZM85 132H83L84 134ZM90 133V132H89ZM92 133V132H91ZM96 133V131H95ZM13 134V133H12ZM77 134V133H76ZM82 134V135H83ZM87 134V133H86ZM86 134H84L86 136ZM79 135H81L79 133ZM171 135V134H170ZM174 135V134H173ZM76 136V135H75ZM91 136V134H90ZM94 136V135H92ZM13 138V136H11ZM54 137V138H53ZM97 137V136H96ZM10 138V137H9ZM11 138V139H12ZM91 138L89 136H87V138L85 137V139ZM9 139V140H11ZM76 139V138H75ZM84 139V137H83ZM169 139V138H168ZM9 140H7L9 142ZM78 140V139H77ZM76 140V141H77ZM97 140V138H96ZM95 140V141H96ZM109 140V141H108ZM167 140V138H166ZM173 140V139H172ZM80 141V140H79ZM120 141H122L120 143ZM200 141V142H201ZM182 142V141H181ZM41 143V142H40ZM77 143V142H76ZM109 143V144H108ZM184 143V142H183ZM95 144V143H94ZM97 144V143H96ZM111 144L113 147H111ZM6 145V144H5ZM14 145V144H13ZM16 145V144H15ZM168 145V144H167ZM186 145V144H185ZM8 146V145H7ZM7 146L5 149H7ZM54 146V145H53ZM96 146V145H95ZM182 146V143L176 145L175 147L177 149ZM10 147V146H9ZM16 147V146H15ZM14 147V148H15ZM70 146H68L69 148ZM82 147V146H81ZM99 147V146H97ZM159 147V146H158ZM183 147H185L183 145ZM13 146L11 148L14 149ZM17 148V147H16ZM54 148V147H53ZM96 148V147H94ZM101 148V149H102ZM168 148V146H167ZM202 148V147H201ZM205 148V147H204ZM2 149V148H1ZM52 149V148H51ZM50 149V155H56L57 152L56 151H52ZM108 149V148H107ZM10 150V148H9ZM76 150V149H74ZM97 150V148H96ZM112 150V149H111ZM185 150V148H184ZM197 150V149H196ZM203 150V148L201 149ZM210 150V149H209ZM208 150V151H209ZM2 151V150H1ZM0 151V152H1ZM8 151V149L6 150ZM14 151V150H13ZM17 151V150H16ZM63 151V150H62ZM61 151V152H62ZM109 151V150H108ZM169 151V150H168ZM11 152V151H10ZM60 152V151H59ZM66 154L69 152L68 150L65 151ZM111 152V151H110ZM114 152V151H113ZM210 152V151H209ZM9 153V151H8ZM15 153V152H14ZM17 153V152H16ZM170 153V152H169ZM211 154H213L212 152H210ZM1 154V153H0ZM5 154V153H4ZM12 154V153H11ZM208 154V155H211ZM215 153V155H217ZM70 155V154H69ZM168 155V154H167ZM228 155V153L226 154ZM85 156V155H84ZM170 156V155H169ZM6 157V155H5ZM59 157V156H58ZM61 157V156H60ZM117 157V156H116ZM128 157V156H127ZM185 157V156H184ZM7 158V157H6ZM11 158V156H10ZM9 158V159H10ZM13 158V157H12ZM43 158V159H42ZM39 157L36 156L35 162H45V163H50L52 164L51 160H49L47 162V159L45 157ZM72 158V157H71ZM80 158V157H79ZM84 158V157H83ZM82 158V159H83ZM226 158V157H225ZM5 159V158H4ZM52 159V156H51ZM57 159V158H55ZM108 160L110 161V155L106 158H104V160ZM114 159H116L115 157H113V155L111 156V160L110 164L106 163V164H98L95 163L94 166L95 168L97 167V170L95 169H91V173L90 174H84L81 175L82 181V186H92L91 185V179L95 180L94 181V189L90 190V195L88 194H84V196H81V199H83V203L84 201H89L90 203H88V205H84L82 204L83 208H87L89 207L90 211L95 212L97 211L99 216H108V217H112L111 219H115V221H117L116 219H121V225L120 227H124V225H126L124 223V225L122 226V222L125 219L126 223L127 220L131 217L132 215V210H133V206L138 203V199H140V194H141V190L142 189H137L136 188V183L141 180V179H137L136 181L130 180L128 179L127 182H123V184H113L114 180L117 179V177L121 174H123L124 171V167L121 165L120 161H114ZM119 159V157H118ZM117 159V160H118ZM185 159V158H184ZM211 159V158H210ZM61 160V159H59ZM98 160V159H97ZM102 160V161H104ZM205 160V159H204ZM53 161V160H52ZM90 161V160H89ZM100 161V160H99ZM129 161V159H128ZM127 161V162H128ZM140 161V160H138ZM136 160V162H138ZM58 162V161H57ZM69 162V160H68ZM101 162V161H100ZM125 162V161H124ZM123 162V163H124ZM135 162V163H136ZM205 162V163H206ZM62 163V162H61ZM71 163V162H70ZM92 163V162H91ZM56 164V163H55ZM72 164V163H71ZM61 165V164H60ZM66 165V164H65ZM53 167V165H51ZM63 167H61V169L59 170L58 173H55L53 175V181L49 182V183H45V185L47 186L48 190H51V192L53 194H57L59 199H68L70 198V196H67L66 192H61V189L64 188L66 186V188L70 185L67 186V180L66 182H64L63 178H66V175L68 176V171L66 170V168L64 167V165H62ZM93 166V167H94ZM215 167V168H214ZM86 169V168H85ZM158 169L160 171L163 170L162 166H159ZM202 169V168H201ZM205 169V168H204ZM209 170H211L210 168H208ZM212 169V171H213ZM52 170V169H51ZM158 170V171H159ZM196 170V169H195ZM198 170V168H197ZM220 170V169H219ZM53 171V170H52ZM82 171V170H81ZM85 170H83L82 172H84ZM208 171V170H207ZM224 171V170H223ZM197 173L199 172L196 171ZM202 172V171H201ZM200 172V173H201ZM125 173V172H124ZM161 173V172H160ZM199 173V175H200ZM166 174V173H165ZM196 174V173H195ZM215 174V173H214ZM217 174V173H216ZM218 175V174H217ZM211 176V175H210ZM213 176V175H212ZM221 176V175H219ZM168 177V176H167ZM215 177V176H214ZM230 177V176H229ZM185 178H187L185 176ZM196 178H197V174H196ZM207 178V176H206ZM216 178V177H215ZM75 179V178H74ZM211 179V178H210ZM209 179V180H210ZM219 179V178H218ZM78 180V179H77ZM178 182V179H176ZM189 180L190 177H189ZM213 180V179H212ZM211 180V181H212ZM201 181V180H200ZM210 181V182H211ZM176 182V183H177ZM181 182V181H180ZM193 182V181H192ZM191 182V183H192ZM195 182V181H194ZM213 184L211 186V192L212 195H210V199H231V197L226 194L225 192H219L218 190V184H214L215 181H212ZM220 182V181H219ZM179 183V182H178ZM177 183V185H178ZM184 183V182H182ZM187 183V182H186ZM185 183V184H186ZM237 183V182H236ZM144 184V183H143ZM175 184V182H174ZM193 184V183H192ZM232 184V183H231ZM145 185V184H144ZM167 185V184H166ZM177 185L175 187H177ZM188 185V183L186 184ZM195 185V184H193ZM224 185V184H223ZM234 185V184H233ZM236 185V184H235ZM198 186V185H197ZM202 186V185H201ZM158 187V186H157ZM225 187V186H224ZM236 187V186H235ZM142 188H144L142 186ZM152 188V187H151ZM178 188V187H177ZM194 188V187H193ZM228 188V187H227ZM71 189V188H70ZM86 189V188H85ZM148 190V188H145ZM155 189V188H154ZM176 189V188H175ZM183 189V188H182ZM191 189V188H190ZM224 189V188H223ZM87 190V189H86ZM144 190V189H143ZM153 190V189H152ZM161 190V189H160ZM195 189H193L194 192ZM179 191V190H178ZM181 191V190H180ZM222 191V189H221ZM152 192V191H151ZM155 192V191H154ZM167 192V191H166ZM164 192V193H166ZM183 193V191H181ZM192 192V190H191ZM146 193V192H145ZM176 193V190H175ZM174 193V194H175ZM187 193V192H186ZM185 193V194H186ZM198 193V192H197ZM44 194L46 195V192H39L36 193V196L38 195H42ZM74 194V192H73ZM161 194V192H160ZM155 195V193H154ZM192 195V193L190 194ZM160 196V195H159ZM188 196V195H187ZM196 196V195H195ZM152 197L153 194H152ZM157 197V196H156ZM164 197V196H163ZM197 197V196H196ZM195 197V198H196ZM80 198V197H79ZM159 198V197H158ZM188 198V197H187ZM190 198V197H189ZM44 199V198H43ZM71 199V198H70ZM153 199V198H152ZM167 199V197H166ZM164 199V200H166ZM178 200V199H177ZM186 200V199H185ZM190 200V199H189ZM234 200V201H235ZM253 200V198H252ZM167 201V200H166ZM255 200H253L254 202ZM261 202H263V200H260ZM163 202V201H162ZM173 202V201H172ZM178 202V201H177ZM176 202V203H177ZM191 202V201H189ZM194 202V201H193ZM240 202V201H239ZM251 201H248V203ZM254 202V203H256ZM156 203V202H155ZM185 202H182V204ZM228 203V202H226ZM225 203V204H226ZM231 203V202H230ZM237 203V201L235 202ZM247 203V202H246ZM260 203V202H259ZM164 204V202H163ZM168 204L167 202H165V205ZM170 204V203H169ZM174 204V202H173ZM179 204V202H178ZM221 204V203H220ZM171 205V204H170ZM168 205V206H170ZM176 205V204H175ZM185 205V204H184ZM224 205V204H223ZM241 205H243L241 203ZM248 205V204H247ZM252 205V203H251ZM256 205V204H255ZM264 205V203H263ZM78 207H80L81 205L78 204ZM167 206V205H166ZM174 206V205H173ZM179 206V205H178ZM226 206V205H225ZM238 206V205H237ZM240 206V205H239ZM171 207V206H170ZM177 207V206H176ZM245 207H248L245 205ZM250 207V205H249ZM72 208V207H71ZM160 208V207H159ZM195 208V207H194ZM199 208V207H198ZM228 208V207H227ZM243 209L244 206L242 207ZM74 209V208H73ZM231 209V208H230ZM239 209V208H238ZM208 210V209H207ZM246 210V209H245ZM251 210V209H250ZM255 210V209H254ZM252 208V212L254 211ZM143 211V210H142ZM171 211V210H170ZM175 211V210H174ZM203 211V210H202ZM210 211L212 215H215L217 213H219V206L216 200H213V202L210 205ZM100 212V213H99ZM209 212V211H207ZM238 212V210H237ZM245 212V211H243ZM250 212V213H252ZM256 212V211H255ZM258 212V210H257ZM157 213V212H156ZM155 213V214H156ZM179 213V212H178ZM182 213V212H181ZM199 213V212H198ZM230 213V211H229ZM240 213V212H238ZM246 213H249L246 210ZM63 214V213H61ZM89 214V213H87ZM175 214H177L175 212ZM174 214V215H175ZM243 217L244 216L241 211V213ZM253 217L255 218L254 214L252 213ZM258 214V213H257ZM65 215V213H64ZM179 215V214H178ZM210 215L212 218L213 216ZM256 215V214H255ZM72 216V215H71ZM79 216V215H78ZM96 216V215H95ZM99 216H97V218H100ZM214 216V218H215ZM241 216V215H240ZM240 216H237L240 218ZM251 216V215H250ZM259 216V214H258ZM257 216V218H259ZM64 217V216H63ZM66 221H74L70 218V216H65ZM107 217V218H108ZM141 217V216H139ZM166 217V216H165ZM169 217V216H168ZM174 217V216H173ZM207 217V216H205ZM249 217V216H248ZM248 217L247 220H248ZM83 218V217H82ZM96 218V219H97ZM127 218V220H126ZM209 218V217H208ZM233 218V217H232ZM230 218V219H232ZM235 218V217H234ZM95 219V218H93ZM101 219V218H100ZM105 219V218H104ZM207 219V218H206ZM225 219V218H224ZM243 219V218H242ZM250 219V218H249ZM253 219V218H251ZM175 220V219H174ZM182 220V219H180ZM209 220V219H208ZM207 220V221H208ZM211 220V219H210ZM238 220V219H237ZM236 219L234 221H237ZM246 220V219H243ZM97 221V220H96ZM104 221V220H103ZM106 221V220H105ZM114 221V220H113ZM112 221V222H113ZM119 221V222H120ZM223 221V220H222ZM233 221V223H235ZM242 223V220H240ZM251 221H254L251 220ZM250 221V223H251ZM263 221V220H262ZM87 222V221H86ZM89 222V221H88ZM87 222V223H88ZM99 222V221H98ZM101 222V220H100ZM118 222V223H119ZM180 222V221H179ZM178 222V223H179ZM213 222V220H212ZM215 222V221H214ZM239 222V221H238ZM255 222V221H254ZM259 222V221H258ZM264 222V221H263ZM74 223V222H73ZM94 223V222H93ZM106 224H109L107 221L104 222ZM164 223V222H163ZM167 223V222H166ZM245 224V222H243ZM257 223V222H256ZM70 224V223H68ZM92 224V223H89ZM105 224V226H106ZM112 224V223H111ZM130 226V222L127 223ZM168 224V223H167ZM219 224V222L217 223ZM259 224V223H258ZM257 224V225H258ZM100 225V223L98 224ZM102 225V224H101ZM104 225V224H103ZM126 225V226H128ZM209 225H211L209 223ZM222 225V224H221ZM253 224L251 223L250 226H252ZM256 225V224H255ZM254 225V226H255ZM262 225V224H261ZM68 226V225H67ZM74 226H77L76 223H74ZM212 226V225H211ZM215 226V223H214ZM219 226V225H216ZM247 226V225H246ZM259 226V225H258ZM70 227V226H69ZM79 227V226H78ZM108 227V225H107ZM114 227H116V223L114 225ZM146 227V226H144ZM227 227L229 228V225H227ZM231 227V226H230ZM260 227V226H259ZM258 227V228H259ZM264 227V225H263ZM113 228V227H112ZM111 228V229H112ZM121 228L123 234L124 231ZM177 228V227H176ZM182 228V227H181ZM180 228V230H181ZM253 227H251L252 229ZM255 228V227H254ZM125 229V228H124ZM139 229V228H138ZM167 229V228H166ZM225 229V228H224ZM223 229V230H224ZM260 232H263L264 234V230L262 227L259 228ZM86 233L89 234V237L91 238L94 235V245H104L103 243H107L105 242V240L102 238V240L99 238L100 235L97 233L95 234V232L89 230V229H85ZM230 230V229H229ZM258 230V229H257ZM155 231V230H154ZM225 231V230H224ZM227 231V230H226ZM250 231V229H249ZM252 231V230H251ZM254 231V230H253ZM256 231V229H255ZM259 231V230H258ZM52 232V231H51ZM102 232V231H101ZM112 235H114L115 231H110ZM109 232V233H110ZM146 230H139V231H133V228L130 229L129 227L126 230V236L128 237V239L131 238V241H135L138 243L142 244V241H144V234H146ZM149 232V231H148ZM259 232V233H260ZM251 233V232H250ZM257 233V235L259 234ZM117 234V233H116ZM119 234V232H118ZM117 234V235H118ZM122 234V236H123ZM154 234V232L152 233ZM151 234V235H152ZM183 234V233H182ZM181 234V235H182ZM221 234V233H220ZM253 234V233H252ZM116 235V236H117ZM121 235V234H120ZM256 236V234H254ZM253 235V236H254ZM262 235V234H261ZM86 236V235H85ZM121 236V237H122ZM125 236V234H124ZM159 236V235H158ZM221 236V235H220ZM114 237V236H113ZM119 237V236H118ZM120 237V238H121ZM48 238V237H47ZM50 238V237H49ZM125 238V237H122ZM187 238V237H186ZM185 238V239H186ZM259 238V237H258ZM261 238V237H260ZM264 238V237H263ZM261 238V240L263 239ZM92 239V238H91ZM102 241H100V240ZM116 239V238H115ZM254 239V238H253ZM72 240H74L73 236H70L69 233L61 228H54V232L53 234H51V241H50V245H51V249H53L52 251L55 250V248H61V247H70L71 246V242ZM87 240V239H86ZM199 239H197L198 241ZM75 241V240H74ZM72 241V242H74ZM90 241V239H89ZM124 241V240H123ZM128 241V240H127ZM126 241V242H127ZM150 241V240H149ZM195 241V243L197 242ZM244 241V240H243ZM258 241V239H257ZM264 242V240H262ZM47 242V241H46ZM97 242V243H95ZM124 241V243H126ZM210 242V241H209ZM259 242H261L259 240ZM123 243V242H122ZM129 243V241H128ZM256 243V242H255ZM262 243V242H261ZM74 244V245H73ZM72 245L75 246V243H73ZM260 244V243H259ZM263 244V243H262ZM77 245V244H76ZM124 245V244H122ZM137 245V244H136ZM140 244H138L139 246ZM157 245V244H156ZM249 248H250V244H248ZM256 245H258L256 243ZM49 246V245H48ZM73 246H71L73 248ZM80 246V245H79ZM110 246V245H109ZM135 246V245H134ZM145 246V245H144ZM158 246V245H157ZM246 246V244H245ZM261 250L263 248L264 245H261ZM78 247V246H76ZM74 247V248H76ZM141 247V246H140ZM152 247V246H151ZM170 246H168L169 248ZM248 247H245L246 249H248ZM252 247V246H251ZM259 247V245H258ZM71 248V249H72ZM255 248V247H254ZM254 248L252 250H254ZM260 248V247H259ZM49 249V248H48ZM83 249H85L83 247ZM88 249H90L88 247ZM139 249V248H138ZM142 249V248H141ZM151 249V248H150ZM161 249V248H160ZM61 250V249H60ZM62 250H64V248H62ZM74 250V249H73ZM79 250L82 251V249L80 248ZM91 250V249H90ZM251 250V249H250ZM51 251V250H49ZM76 251V250H74ZM78 251V249H77ZM240 251V250H239ZM248 252H250L249 250H247ZM257 251V248H256ZM58 252V251H57ZM56 252V254H57ZM252 252V251H251ZM55 253V252H52ZM75 253V252H74ZM80 253V252H79ZM78 253V255L80 257H83L85 254H82V256ZM85 253V252H84ZM87 253V252H86ZM183 253V252H182ZM245 253V252H243ZM255 253V252H253ZM253 253L251 255H253ZM264 253V252H263ZM56 254L54 256H56ZM60 254H62L60 252ZM68 254V253H67ZM122 254V253H121ZM226 254V253H225ZM257 254V252L255 253ZM254 254V255H255ZM262 253H260V255L258 254L257 256H261ZM76 255V254H75ZM95 254H93L94 256ZM97 255V256H96ZM95 256L98 257L99 255L96 254ZM158 255V254H157ZM178 255V254H177ZM197 258L201 257L202 259L209 260V258L211 257L209 251L206 250V248H201V249H196L195 250V254H194ZM62 256H65L64 253ZM94 256V257H95ZM118 256V255H117ZM120 256V254H119ZM118 256V257H119ZM123 256V255H122ZM171 256L172 254L168 252V254L164 253V256H162V260H164L163 262L167 263L171 260ZM214 256V255H213ZM263 256V255H262ZM261 256V257H262ZM71 257V256H70ZM95 257V259H96ZM187 257V255L183 256V259H185ZM256 259V256H254ZM260 257V259H261ZM64 258V257H63ZM79 258V257H78ZM85 258V257H84ZM84 258H80V259H84ZM88 257H86L87 259ZM125 258V257H124ZM158 258V257H157ZM215 257H212L211 259H213ZM249 258H252L249 257ZM91 259V258H90ZM94 259V258H93ZM91 259V260H93ZM263 259V258H262ZM62 260V259H61ZM67 260V259H66ZM214 260V259H213ZM228 260V259H227ZM232 261V259H230ZM233 260L236 262V264H247L248 262V258L246 256H243V254H240L239 252L233 256ZM251 260V259H250ZM81 261V260H80ZM125 261V260H124ZM187 261V259H186ZM225 261V260H224ZM254 261V260H253ZM256 261V260H255ZM260 261V260H259ZM263 261V260H262ZM261 261V262H262ZM86 262V260H85ZM92 262V261H91ZM95 264V260L93 261ZM98 262V261H97ZM121 262V261H120ZM216 263V262H215ZM224 264H226L225 262H223ZM253 263V262H252ZM251 263V264H252ZM260 263V262H258ZM78 264V263H77ZM80 264V263H79ZM99 264V263H97ZM105 264V263H104ZM109 264V263H108ZM121 264H124L121 262ZM188 264V263H186ZM229 264V262L227 263ZM235 264V263H234ZM255 264V263H254ZM264 264V262H263Z\"/></svg>",
    "mask_w": 264,
    "mask_h": 264
},
{
    "label": "crops",
    "instance_id": "3",
    "mask_svg": "<svg viewBox=\"0 0 264 264\" xmlns=\"http://www.w3.org/2000/svg\"><path fill=\"white\" fill-rule=\"evenodd\" d=\"M31 5L27 0H22V4L16 9H3L0 13V123L6 126L5 129H0V151L2 150L0 152V264H63V260L58 255L61 250L51 249V234L57 226L77 240L73 233L74 228L68 224L65 216L72 217L71 219L80 229L84 226L83 218L80 216L81 213L79 215L78 212H68L67 199H59L45 185L53 181V175L59 172L58 167L56 165L52 167L50 163L35 162L36 156L41 158L50 156V149L43 146L40 133H34L30 127L35 119L27 114L25 108L35 105L31 100L23 98L27 84L21 82V78L14 79L13 82H4L11 80L13 76L25 74L28 69L27 66L19 64L24 58V55L19 53L26 48L27 41L23 36L22 38L11 35V31L22 30L28 25L35 13V7ZM15 60L16 66L10 67ZM6 146L9 153L5 149ZM12 146L17 148L11 150ZM39 192H46L47 196L44 194L36 196ZM90 229L95 234L98 233L92 225ZM79 245L78 247L71 245L73 248L70 246L64 251L73 252L89 247L92 253H98L97 244L93 246V243L88 244L80 240Z\"/></svg>",
    "mask_w": 264,
    "mask_h": 264
}]
</instances>
